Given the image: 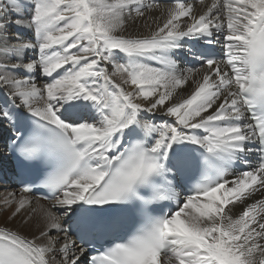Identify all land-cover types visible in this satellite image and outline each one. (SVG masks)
<instances>
[{"label":"snow or ice","instance_id":"1","mask_svg":"<svg viewBox=\"0 0 264 264\" xmlns=\"http://www.w3.org/2000/svg\"><path fill=\"white\" fill-rule=\"evenodd\" d=\"M10 180L0 264H264V0H0Z\"/></svg>","mask_w":264,"mask_h":264},{"label":"bare ground","instance_id":"2","mask_svg":"<svg viewBox=\"0 0 264 264\" xmlns=\"http://www.w3.org/2000/svg\"><path fill=\"white\" fill-rule=\"evenodd\" d=\"M162 4V3H160ZM163 5V4H162ZM197 10H199V8H197ZM150 16H158L160 15L159 12H152L149 14ZM152 27H154V25H151ZM128 31L132 34H147V31H148V27L145 26V23L144 21H137L135 23H132V22H129V25H128ZM117 80H119V77H117ZM192 87L191 84H189L188 86V89L190 90ZM4 191H0V225H3L5 223V220L6 218L9 216V214L13 211V209L15 208V204L12 203L11 204V209L10 211L8 212H4L2 213L1 210H2V206L1 204L4 202V198L6 196V194L8 192H12V191H17L15 189H3ZM32 197V196H31ZM260 198V195H254L250 200H248L246 203H251L253 202L254 200H257ZM33 199V204H32V207L33 208H37L39 209L40 206H43L44 208H48L53 202H47V201H44V200H40V199H35L34 197H32ZM11 200V198H10ZM243 210V207L238 205L236 207V209H234V213L233 214H237L239 212H241ZM17 223H18V220H17Z\"/></svg>","mask_w":264,"mask_h":264},{"label":"rangeland","instance_id":"3","mask_svg":"<svg viewBox=\"0 0 264 264\" xmlns=\"http://www.w3.org/2000/svg\"><path fill=\"white\" fill-rule=\"evenodd\" d=\"M0 191H4L3 190V188L1 189V187H0ZM11 202L10 203H8V204H5L4 202L1 204V206H2V210H1V212L2 213H4V212H8V211H10V209H11Z\"/></svg>","mask_w":264,"mask_h":264}]
</instances>
